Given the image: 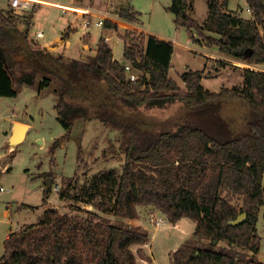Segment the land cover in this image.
<instances>
[{"label":"trees","instance_id":"1","mask_svg":"<svg viewBox=\"0 0 264 264\" xmlns=\"http://www.w3.org/2000/svg\"><path fill=\"white\" fill-rule=\"evenodd\" d=\"M170 1L167 11L177 27L196 32L230 59L264 66V0H245L250 19L225 11L228 0H207L202 24L191 16L192 0ZM137 15L131 9L119 10V17L131 22L137 21ZM0 24L13 27L9 11H0ZM27 30L20 34L14 29L25 45ZM68 35L67 31L62 38ZM122 40V63L114 59L104 39L98 41L95 55L84 60L64 62L57 57L65 75L57 78L61 86L54 90V108L66 136L77 120L91 117L119 132L120 174L104 171L82 185L77 178L68 181L58 196L71 201L69 207L82 215L42 211L36 223L8 234L0 264H138L132 247L146 244L148 233L124 226L123 220H136L141 206L153 207L169 223L193 221L192 236L208 241L206 247L186 241L171 253V264H246L243 256L234 258L211 247L224 242L253 254L260 249L256 225L264 204V72L242 69L241 84L211 92L200 84L202 72L187 71L181 75V89L169 76L172 43L135 33H126ZM12 44V36L0 29V97H15L14 86L38 91L48 87L54 73L44 61V48ZM19 52L26 58L17 73L13 55ZM228 63L217 61L221 68ZM126 64L136 81L130 80ZM39 75L44 77L41 82ZM96 86L106 94L104 102L112 101L118 108L136 111L179 102L188 118L173 129L152 131L116 120L109 109L89 117L88 105L76 101L71 92L94 94ZM228 103L244 108L237 129L220 115ZM50 191L43 190V199ZM79 203L91 210L80 208ZM95 212L112 215L117 222L96 221ZM241 213L246 214L244 222L228 224Z\"/></svg>","mask_w":264,"mask_h":264},{"label":"rangeland","instance_id":"2","mask_svg":"<svg viewBox=\"0 0 264 264\" xmlns=\"http://www.w3.org/2000/svg\"><path fill=\"white\" fill-rule=\"evenodd\" d=\"M70 1L63 0L64 3ZM77 1L85 5L89 3V0ZM127 2L140 15L138 25L141 23L142 28L153 35L177 42L178 45L173 46L169 76L180 85L181 89H184L181 75L187 71L202 72L200 84L211 92H217L221 88L230 89L242 82V68L245 69L246 62L240 60H238L239 64L233 62V59L217 53V48L208 45L206 40L196 32L189 31L193 34L190 37L186 28L177 27L173 22V15L167 11L170 0H110L109 4L115 13L119 8L126 6ZM91 4L93 6L94 2ZM192 4L191 16L202 24L208 12L207 0H192ZM38 5L39 7L23 12L22 15L10 13L14 21L13 27H3L0 24V29L12 36L13 46L28 45L31 48L35 46L44 48L49 43H57L61 33L67 32V27L71 26L75 31L65 41L67 44L65 50L61 46V49H58L52 45L43 49L46 52L44 61L49 62L47 64L49 72L54 73V76L51 75V84L48 87L41 86V91H38L36 87L14 86L17 92L15 97H0V187L4 189L0 191V257L4 252L3 242L6 234L10 230L16 231L22 225L36 223L42 211L50 209L58 211L61 215H82L69 207L72 205L71 201L60 199L58 196V190L65 187L68 181L77 178L82 185L85 180L89 183L94 175L104 171L113 170L120 174L123 163L118 143L120 134L103 122L92 119L91 116H94V113L109 109L113 115L111 116L116 120L132 122L140 128L152 131L173 129L188 118L186 109L179 102L162 108H141L136 111L118 108L119 104L112 101L104 102L106 94L96 86L94 94L84 90V93L71 92V96L76 101L88 105L91 118L90 121L77 120L69 136H66L54 108L57 101L54 90H59L61 86L57 78L65 75L64 69L56 62V58L61 56L64 62H69L73 60V57L78 56L82 48L88 49L83 46L82 37L89 33L90 47L94 48L100 37L107 38L114 59L121 61L124 43L122 38L131 31L121 26L119 30H116L117 34L119 31L118 36L114 31L104 32L102 28L93 24L85 30L81 28L80 20L74 14H63L61 9L51 7L43 0H39ZM6 6V0H0V10L6 11ZM100 6H103V3ZM225 11H231L241 17L249 16L245 0H228ZM15 28L20 34L26 28L28 29L26 45L21 37L16 35ZM37 32L42 33L40 38L35 37ZM186 44L193 50L185 49L183 45ZM25 58L23 52L13 55L17 73L21 69L20 66L24 64ZM217 61L229 63L221 68ZM45 76L50 78V74ZM43 80L44 77L39 75L38 81ZM84 94L88 96L87 99H84ZM243 110L244 108L228 103L222 106L220 115L228 121L231 128L237 129ZM12 123L30 125V128L24 141L11 148L10 145L7 146V137L11 132ZM46 181L51 182V191L45 200L43 190L47 188ZM77 206L84 210H91V207L81 203ZM5 211L8 212L7 216H4ZM137 212L139 217L136 220H123V225L146 231L150 242H152V234L149 228H156L154 231L152 229V233H155L153 251L157 264H171L172 252L169 253V250L175 249L178 243L185 244L187 240L199 241V244L204 247L208 243L207 240H198L191 236L193 228L189 230L188 221L181 223L178 229V231L186 232L183 242L179 239L178 232H170L171 225L168 226L166 217L153 207H137ZM93 218L99 222H117L116 217L100 212H95ZM159 225H162V228ZM256 228L261 239L260 249L256 254L238 246H229L224 242L214 244L211 249L216 252H227L234 258L243 256L246 264H264V204L260 207ZM148 243L144 244L145 249H140L142 254L137 252L139 249L137 246L132 247L138 264H152V259L150 258V263L149 255L147 256L144 252L146 250L149 253V249L152 248ZM153 251H151L152 254Z\"/></svg>","mask_w":264,"mask_h":264},{"label":"built area","instance_id":"3","mask_svg":"<svg viewBox=\"0 0 264 264\" xmlns=\"http://www.w3.org/2000/svg\"><path fill=\"white\" fill-rule=\"evenodd\" d=\"M43 1H45L51 7L61 9V12L63 14L71 13V14L79 16L81 18L82 27L84 29H88L91 26V24L95 25L98 28H104L106 26L105 23L107 22V23L112 24L111 25L112 28L120 29L121 26H123L125 30H130L131 33L145 34L146 36L153 35L146 29H143L141 24L138 25V22H131V21L122 19L119 16H112L104 11L94 8L91 2H95L97 0H89V3L87 5L79 1H74V0H71L68 3H64L63 0H43ZM6 3H7L6 9H5L6 11L0 10L1 12L9 11L13 15H22L23 12H27L37 7L39 0H6ZM41 36H42L41 32H37L35 34L36 38H40ZM153 36H156V35H153ZM156 37H159V36H156ZM159 38L165 41H168L172 43L173 45H178L177 42L174 40H169V39H165L162 37H159ZM183 47L188 50H193L190 47V45H187V44L183 45ZM233 62L239 64V62L236 60ZM244 68L264 72V66L262 65H252L249 63H245ZM124 69L126 73L128 74L130 80L132 81L137 80L138 77L132 73V70L128 64L124 66ZM3 190L4 189L0 187V191H3Z\"/></svg>","mask_w":264,"mask_h":264},{"label":"crops","instance_id":"4","mask_svg":"<svg viewBox=\"0 0 264 264\" xmlns=\"http://www.w3.org/2000/svg\"><path fill=\"white\" fill-rule=\"evenodd\" d=\"M74 1H77V0H74ZM80 1H83V0H80ZM109 2H110V0H97V1H95L94 2V4H93V6H95L96 8H98V9H101V10H103L104 12H106V13H108V14H110V15H112V16H119V10H121V9H131V10H133V11H135L134 9H133V7L132 6H130V4L127 2L126 3V6L124 5V7H121V8H119L117 11H115V13L113 12V10H111V8H112V6L109 4ZM101 3H103V6H100V4ZM37 7H39V6H37ZM228 9V8H227ZM246 10H248V7H247V4H246ZM136 12V11H135ZM229 12V11H228ZM231 12V11H230ZM249 12V11H248ZM136 13H138V12H136ZM68 14V13H67ZM75 17H77L79 20H80V26H81V28H83L82 27V22H81V18L79 17V16H77V15H74ZM139 14L137 15V21L136 22H138L139 23ZM242 18H244V19H250L251 18V14H250V12H249V16L248 17H242ZM141 24V23H140ZM70 27V28H69ZM69 27H67L66 28V31H68L69 32V35L72 33V32H74L75 31V29H73L71 26H69ZM68 28H69V30H68ZM103 29V31L104 32H113L114 31V33H116L117 34V31L116 30H119V28L118 29H116V28H112V26H105L104 28H102ZM86 30V29H85ZM63 34H64V31L61 33V36H60V38H58L57 39V43H55V44H51V43H49V44H47V45H45L44 46V48H48V47H52V46H54V47H57L58 49H61V47L64 49V48H66V45L67 44H65L66 42V40H67V38L69 37V35H68V37L66 38V39H63L62 37H63ZM189 34H190V37H192L193 36V34H191V32H189ZM118 36H119V31H118V34H117ZM83 37H84V39H83ZM82 37V41H83V46H85V47H87L88 49H85V50H83V48L81 49V51L78 53V56L77 57H73V60H84L85 58H87L88 56H94L95 55V53H96V45H97V43H98V41L100 40V39H104L106 42H107V38H103V37H100L99 39H98V41H97V43L94 45V48H92V47H90V45H89V43H88V41H89V39H90V37H89V33H87L86 35H84ZM124 42V41H123ZM108 43V42H107ZM84 44H86V45H84ZM52 45V46H51ZM108 45H109V43H108ZM61 46V47H60ZM174 46H176V45H174ZM41 47V46H40ZM41 48H43V47H41ZM123 49H124V43H123V47H122V51H121V54L123 55ZM65 50V49H64ZM111 50H112V48H111ZM217 50V49H216ZM217 53H219L218 51H216ZM113 53V52H112ZM71 58H72V56H70ZM115 60H117V59H115ZM118 61V60H117ZM233 61H235V60H233ZM119 62H123V57H122V60L121 61H119ZM231 62V61H230ZM243 69V68H242ZM171 70V69H170ZM169 73H170V71H169ZM171 77V76H170ZM241 79H242V74H241ZM183 83V82H182ZM242 83V82H241ZM240 83V84H241ZM180 86V85H179ZM13 127H14V124L12 123V125H11V132H10V134L8 135V137H7V142H8V145L7 146H9L10 144H9V138H10V136H11V134H12V132H13ZM29 128H30V125H27V131H26V133H25V137L27 136V133H28V131H29ZM25 137H24V139H25ZM24 139H23V141H24ZM22 143V142H21ZM21 143H19V144H17V145H20ZM16 145V146H17ZM16 146H10L11 148L12 147H16ZM8 215V212L7 211H5L4 212V216H7ZM185 221H188L190 224H189V230H191L190 228H193L194 229V226H195V223L193 222V221H191V220H189V219H181V220H179V221H177L176 223H169V222H167L168 223V226L169 225H171L170 227V229H172L170 232H178V234H179V236H180V240L182 241L185 237H186V232L184 233L183 231H178V229H179V225L181 224V223H183V222H185ZM162 224H164V223H162ZM166 225V224H165ZM159 226H161L160 228H162V225H159ZM149 228V227H148ZM150 229V231H151V234H152V242H150V241H148L149 243V245L151 244V249H149V253L146 251V250H144V252H145V254L148 256L149 255V259L151 258L152 259V264H157V259H156V257H155V255H154V251H153V244H154V242H153V240H154V236H155V233H152L154 230H156V228H149ZM152 229H153V231H152ZM10 232H12L11 230L6 234V236H5V239H6V237L8 236V234L10 233ZM156 232V231H155ZM192 236V235H191ZM180 241V242H181ZM188 241V240H187ZM183 242H184V240H183ZM179 244H181V243H178L177 244V247L175 248V249H172V250H169V253L170 252H174L180 245ZM179 245V246H178ZM182 245V244H181ZM144 246L145 245H142V246H137L139 249H145L144 248ZM151 251H153V254H152V252ZM168 256H169V254H168ZM151 259H150V263H151Z\"/></svg>","mask_w":264,"mask_h":264},{"label":"water","instance_id":"5","mask_svg":"<svg viewBox=\"0 0 264 264\" xmlns=\"http://www.w3.org/2000/svg\"><path fill=\"white\" fill-rule=\"evenodd\" d=\"M25 125L24 124H20V123H16L14 124L13 127V132L9 138V144L10 146H16L17 144L21 143L25 137V133L27 131L22 132V129H25ZM41 142V141H40ZM47 187L50 188L51 187V182L50 181H46ZM246 219V214L245 213H241L237 216V218L235 220L229 221L228 224L231 226H237L239 224H241L242 222H244ZM196 255H198L196 253Z\"/></svg>","mask_w":264,"mask_h":264},{"label":"bare ground","instance_id":"6","mask_svg":"<svg viewBox=\"0 0 264 264\" xmlns=\"http://www.w3.org/2000/svg\"><path fill=\"white\" fill-rule=\"evenodd\" d=\"M25 125V124H24ZM26 127H25V129L23 128L22 129V132H24V131H26V129H27V125H25Z\"/></svg>","mask_w":264,"mask_h":264}]
</instances>
